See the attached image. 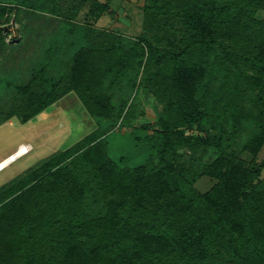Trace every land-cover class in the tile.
Here are the masks:
<instances>
[{"label":"trees","instance_id":"1","mask_svg":"<svg viewBox=\"0 0 264 264\" xmlns=\"http://www.w3.org/2000/svg\"><path fill=\"white\" fill-rule=\"evenodd\" d=\"M13 1L15 12L0 0V23L25 4L43 9L39 0ZM52 1L43 13L67 28L87 4L83 22L107 9L101 0H81L62 14ZM149 2V29L135 46L126 49L118 35L95 26L80 38L75 32L74 43L51 45L47 58L62 73L48 78L52 66L42 63L5 122L27 123L70 93L91 117L110 121L109 129L130 122L135 101L114 100L110 91L143 68L137 78L144 87L159 83L152 96L164 106L158 161L122 166L101 135L90 134L4 184L0 264H264V0ZM219 72L226 80L217 89ZM194 127L200 135L185 133ZM241 133L250 136L244 143ZM178 144L190 150L186 162L172 158ZM78 162L92 168V179L78 176ZM205 177L212 184L201 191L196 183Z\"/></svg>","mask_w":264,"mask_h":264},{"label":"rangeland","instance_id":"2","mask_svg":"<svg viewBox=\"0 0 264 264\" xmlns=\"http://www.w3.org/2000/svg\"><path fill=\"white\" fill-rule=\"evenodd\" d=\"M8 1L12 4L10 8H13V12H15V8L19 7L14 5V1ZM101 1L106 3L107 9L104 10L105 12L103 11L99 19H93L90 23L83 22L87 18H85V13L88 11L87 4L80 10L76 21L72 23L74 26L71 28H67L61 23L62 18L50 17V13L47 15L44 14L45 12L43 13V10H47L45 0L38 1L42 10L31 9L25 4L20 7L19 13L9 11L4 16V21L0 23V35L3 36L5 43L0 47V161L15 152L21 144L31 146L29 153L0 171V188L7 183L18 182L24 175L39 167L55 153L67 149L74 150L90 134L101 135V140L105 142L109 155L115 160L122 159V166L132 168L149 159L158 161L159 147L162 144V139L158 137L161 135L159 118L163 115L164 106L162 101L155 100L152 96L153 93H156V91H152V88L159 83L150 81L147 87L142 86L144 83L139 77L143 75V68L139 69L138 74L129 72L126 76L128 80L125 77L123 85L110 91L112 96H115L114 100L123 95L129 97L130 102L135 101L134 116L130 122L123 124L120 121L114 128L109 129L107 124L111 122L91 117L75 93L63 97L27 123H22L17 117L9 118L5 122V118L12 114L15 104L20 99L19 88L27 85L42 63L47 61L46 64L50 63L52 66L47 72L48 78L59 77L62 73L63 67L58 71L54 62L51 63L52 61L49 60L51 56L47 58L48 48L51 45L54 47L63 42L74 43L84 35V27L95 26L99 29L103 28L108 34L118 35L121 39L120 43L127 49L135 46V42L141 39L145 30L149 29L146 27L147 20L149 15H153L152 9L146 8L150 7L149 0ZM52 2L61 9L62 14H67L81 0H55ZM258 15L260 16L262 13ZM75 32H78V38L75 37ZM147 34L149 38L157 35L156 32ZM64 56L67 57L66 54H58L61 65H63L61 58H65ZM219 73L214 81V88L217 89L226 80L223 72ZM44 74L45 71H43ZM231 74L232 77L235 76L232 79V83H234L237 72L232 71ZM137 76L139 77L137 78ZM133 80L136 82L134 89L133 87L129 88V82L133 83ZM237 84L239 86V83ZM15 94L19 96L14 98ZM159 94L160 92L157 95L159 96ZM200 123L203 124V128L209 127L206 119ZM198 128L184 130L186 134L197 136L202 132ZM249 137L247 133H241L237 140L244 143ZM178 146V152L172 158H177L179 163L186 162L190 150L186 146L181 147L180 144ZM209 155L210 153L203 155L204 159ZM259 157V160L264 159V150ZM173 160L176 159H171L169 162L172 161V164L175 165ZM78 163V176L81 179H92V168ZM211 184V180L205 177L200 179L196 186L203 191ZM89 204L92 209L99 206L92 198L89 199Z\"/></svg>","mask_w":264,"mask_h":264},{"label":"built area","instance_id":"3","mask_svg":"<svg viewBox=\"0 0 264 264\" xmlns=\"http://www.w3.org/2000/svg\"><path fill=\"white\" fill-rule=\"evenodd\" d=\"M30 149H31V146H30V145H27V144H21V145L17 148V150L15 151L14 154H18V158H20V157H22L23 155H26L27 153H29ZM14 154L10 155L9 157L7 156L5 159H3V160L0 161V171L3 170V169H5V168L7 167L5 164L3 165V163H4L7 159L13 157ZM16 159H17V158H16ZM16 159H15V160H16Z\"/></svg>","mask_w":264,"mask_h":264},{"label":"bare ground","instance_id":"4","mask_svg":"<svg viewBox=\"0 0 264 264\" xmlns=\"http://www.w3.org/2000/svg\"><path fill=\"white\" fill-rule=\"evenodd\" d=\"M15 153V152H14ZM14 153H12V154H14ZM12 154H10V155H12ZM9 155V156H10ZM8 156V157H9ZM18 159V154H14L13 155V157H11V158H9V159H7L4 163H3V165L5 164L6 166H9L11 163H13V162H15L17 159ZM16 159V160H15ZM15 160V161H14Z\"/></svg>","mask_w":264,"mask_h":264},{"label":"clouds","instance_id":"5","mask_svg":"<svg viewBox=\"0 0 264 264\" xmlns=\"http://www.w3.org/2000/svg\"><path fill=\"white\" fill-rule=\"evenodd\" d=\"M14 153V152H13ZM15 161V160H14Z\"/></svg>","mask_w":264,"mask_h":264}]
</instances>
